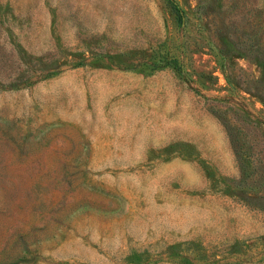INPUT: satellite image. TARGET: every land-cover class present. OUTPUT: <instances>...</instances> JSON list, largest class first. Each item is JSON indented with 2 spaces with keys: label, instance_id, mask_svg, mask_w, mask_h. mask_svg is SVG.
<instances>
[{
  "label": "rangeland",
  "instance_id": "1",
  "mask_svg": "<svg viewBox=\"0 0 264 264\" xmlns=\"http://www.w3.org/2000/svg\"><path fill=\"white\" fill-rule=\"evenodd\" d=\"M131 68L173 71L234 172L142 131ZM0 264H264V0H0Z\"/></svg>",
  "mask_w": 264,
  "mask_h": 264
},
{
  "label": "crops",
  "instance_id": "2",
  "mask_svg": "<svg viewBox=\"0 0 264 264\" xmlns=\"http://www.w3.org/2000/svg\"><path fill=\"white\" fill-rule=\"evenodd\" d=\"M135 71L134 68L127 71L126 88L131 97L134 98V93L137 94L141 89L142 107L159 109L155 120L142 122V131L156 133L151 139L187 141L196 150V155L207 164L224 173L234 172L235 159L222 124L211 111L192 101L195 100V96L188 89L182 92L180 81H176L173 71L163 69L152 74ZM183 99L186 102H182ZM162 108L166 110L163 112ZM167 113L169 119L166 118ZM167 126L170 127L169 132L171 126L174 131L170 135H163L167 131ZM198 171L201 173L202 169L199 168Z\"/></svg>",
  "mask_w": 264,
  "mask_h": 264
},
{
  "label": "trees",
  "instance_id": "3",
  "mask_svg": "<svg viewBox=\"0 0 264 264\" xmlns=\"http://www.w3.org/2000/svg\"><path fill=\"white\" fill-rule=\"evenodd\" d=\"M173 6H175L174 4H172Z\"/></svg>",
  "mask_w": 264,
  "mask_h": 264
}]
</instances>
